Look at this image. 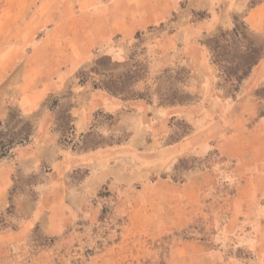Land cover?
<instances>
[{"label": "rangeland", "instance_id": "obj_1", "mask_svg": "<svg viewBox=\"0 0 264 264\" xmlns=\"http://www.w3.org/2000/svg\"><path fill=\"white\" fill-rule=\"evenodd\" d=\"M111 1L0 0V105L48 33L85 31ZM160 2L140 11L160 20L131 41L130 70L104 84L123 111L158 104L164 118L144 112L107 135L95 124L74 147L88 159L62 155L63 167L15 171L5 192L2 173L19 165L21 144L0 155V264H264V59L232 96L210 48L236 22L264 42V0ZM194 55L208 70L198 87ZM4 109L0 144L19 143L28 123L14 98ZM100 118L117 124L116 115ZM58 119L68 132L67 110Z\"/></svg>", "mask_w": 264, "mask_h": 264}, {"label": "crops", "instance_id": "obj_2", "mask_svg": "<svg viewBox=\"0 0 264 264\" xmlns=\"http://www.w3.org/2000/svg\"><path fill=\"white\" fill-rule=\"evenodd\" d=\"M146 1L112 0L104 3L101 13L88 16L90 22L85 31L54 38L58 34L54 29L37 44L31 56L34 63L32 68L27 66L25 76L21 70L19 81H13L3 90L5 96L0 105V110L3 108L0 120L9 117L8 110L4 109L5 103L8 97L14 98L22 119L31 126V132L28 142L21 143L15 149L18 154L15 162L19 165L15 170L2 173L5 178L2 192L8 189L15 171L32 172L44 164L63 167V159L60 160L62 155L64 158L77 155L88 159V153L75 151L74 147L95 124H99L101 133L106 132L107 135L118 134V126L128 128L129 122L142 118L140 114L144 112H154L159 118H164L167 108L158 104L142 105L135 102L133 105L137 112L123 111L118 97L104 87L107 77H115L130 70L134 58L131 41L160 20L156 18L154 9L150 11L149 17L140 16L143 8L162 4V0ZM163 1L166 6L176 7L184 0ZM218 1L215 0V3ZM240 1L222 0V5L224 8L239 7ZM263 6L258 11L263 12ZM172 37V40L179 38L178 35ZM195 58L198 57L194 55L188 67L193 69L192 86L198 87L206 83L208 70L206 64L197 65ZM209 71L211 73V69ZM50 99L54 102L51 103ZM7 105L10 107L12 104ZM61 110H67L70 119L68 132H65L58 119ZM102 114L116 115L117 124L112 128L105 127L100 118ZM65 133L71 137L67 145L63 143ZM107 147L111 148L110 145ZM83 164L87 166V160ZM102 175L104 177L105 174Z\"/></svg>", "mask_w": 264, "mask_h": 264}, {"label": "trees", "instance_id": "obj_3", "mask_svg": "<svg viewBox=\"0 0 264 264\" xmlns=\"http://www.w3.org/2000/svg\"><path fill=\"white\" fill-rule=\"evenodd\" d=\"M214 63L220 67L224 79L223 90L232 96L240 84L252 73L264 58V42L259 40L245 23H235L234 29L222 32L210 44ZM105 89L115 93L104 84ZM27 133H19V143L9 141L0 144L1 157L7 156L18 144L28 142L31 126ZM17 144V145H16Z\"/></svg>", "mask_w": 264, "mask_h": 264}]
</instances>
